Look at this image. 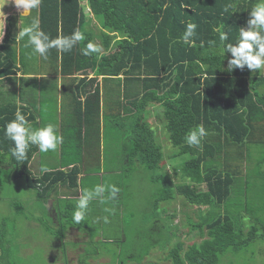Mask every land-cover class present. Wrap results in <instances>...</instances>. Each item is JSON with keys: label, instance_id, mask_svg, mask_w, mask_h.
Wrapping results in <instances>:
<instances>
[{"label": "trees", "instance_id": "1", "mask_svg": "<svg viewBox=\"0 0 264 264\" xmlns=\"http://www.w3.org/2000/svg\"><path fill=\"white\" fill-rule=\"evenodd\" d=\"M257 2L40 0L9 18L0 45V210L10 214L0 213V264H23L19 253H33L28 264H36L45 245L66 264H221L249 250L264 263V71L228 69L225 50ZM34 19L50 39L79 29L85 40L41 57L27 36L17 38ZM188 22L198 27L185 44ZM89 41L100 51L85 55ZM17 110L33 128L54 124L63 143L47 153L30 146L16 161L4 126ZM201 124L202 147L187 145L184 136ZM91 176L122 194L111 212L121 228V215H138L127 223L136 243L126 261L96 248L128 239L97 235L105 224L93 213L103 217L110 201L93 209L94 199L73 221L79 198L63 189L90 190ZM196 231L202 241L187 245ZM71 251L80 253L71 260Z\"/></svg>", "mask_w": 264, "mask_h": 264}, {"label": "clouds", "instance_id": "2", "mask_svg": "<svg viewBox=\"0 0 264 264\" xmlns=\"http://www.w3.org/2000/svg\"><path fill=\"white\" fill-rule=\"evenodd\" d=\"M39 3L40 0H20L19 3L16 2V5L19 9L24 10V14H28V10L38 7ZM0 16H2L0 18V27H3L7 22V17L3 12L0 13ZM197 27L196 23H187L182 35V40L185 44L194 42L192 38L196 35ZM216 31L220 30L216 29ZM24 36L28 37L26 46H31L33 52L41 57H45L51 48H57L63 52L70 51L80 41L85 40L84 33L79 29L73 31L71 35L50 39L48 34L40 30L38 19H34L30 26L23 28L17 38L22 39ZM219 40L221 42L228 40V33L220 31ZM225 50L232 57L228 61V69L234 71L237 68L243 70L247 67V69L253 71H264V0H258L252 7L246 25L239 28L238 41L235 44L227 43ZM99 51V47L89 41L85 48V55ZM61 96L63 97V102L71 103V96L65 97L60 94ZM4 135L12 141L13 146L10 148V155L16 161H24L27 158L30 146H38L40 152L47 153L55 151L63 143V136L54 124L49 123L41 128H33L20 110H17L15 118L4 126ZM207 135L206 128L201 124L187 132L184 136V141L189 146L202 147V141ZM42 171L46 172L47 169H42ZM79 183L81 184V176L79 177ZM84 189L85 187L82 185L74 191L63 189V191L67 192L69 198H79L72 217L77 224L85 219L91 201L97 199L99 202H104L102 196L106 191L105 186L98 184L92 190L84 191ZM118 191L119 189L112 185L109 193L110 197L114 199ZM111 203L114 204L113 202Z\"/></svg>", "mask_w": 264, "mask_h": 264}, {"label": "rangeland", "instance_id": "3", "mask_svg": "<svg viewBox=\"0 0 264 264\" xmlns=\"http://www.w3.org/2000/svg\"><path fill=\"white\" fill-rule=\"evenodd\" d=\"M16 2L19 3L20 0H0V13H4L5 16L7 17V22L9 20V18L13 15H28L30 10H28V14H24V10H21L17 7ZM0 18H2V16H0ZM6 22V24H7ZM19 22L21 23L22 20L20 18ZM4 25L3 27H0V44L3 41V37L5 35L4 31H6V27L7 25ZM261 88V87H260ZM38 100V99H37ZM46 107V106H45ZM48 110L49 113H51V105L48 106ZM152 122L156 121V118H154L152 116L151 118ZM101 137H98V139H95V145H99L101 144ZM107 145L111 146L112 142L107 141ZM91 165H96L94 163H90ZM238 165V164H237ZM241 166H243L241 164ZM110 168V167H109ZM85 183H87L90 186V190L94 189L96 185H101V182H99L97 180L96 177H87V179H85ZM105 186V193L102 196V199L104 202H109L107 205H102L104 206V216L101 218H98L99 214H98V210L96 213H93L94 215V219L99 220L100 222H103L105 224V227H101L100 228H96V230L99 232L97 235L102 236V235H107L109 233L113 234L116 233L119 235L118 238L122 237L123 235L127 233L128 239L126 242L120 243V244H115L113 245L112 243H108V244H104L106 242H108V238H106V240L103 239L104 243L101 242L100 240H96L97 242H99L100 245L96 246V248L100 249V252H105V254H107L108 250H112L111 251V255H114L115 258H122L123 260L126 261V257L132 253L133 251V247H134V243H136L135 241V237L136 234H134L133 232L130 233L129 229L127 228V223L131 220L134 221L137 219L138 215L134 214V217H131V214H127L126 212L121 215V221L123 224V227L121 228L120 226V220L117 219L115 217H113V215L111 214V212L113 211L114 207H113V203H115V200L117 199L119 202H121V196L122 194L120 192H118V194L116 195V197L113 199L110 197L109 193L110 190L107 188V185H103ZM108 191V192H107ZM143 199L142 198H138L135 203L138 204L140 203L139 201H141ZM99 200L96 201V203L93 204V209H95V206L98 205ZM107 207V208H106ZM10 208H8L5 204L1 205V210L0 213L3 215H8L10 214L9 211ZM99 209V208H98ZM180 218V217H179ZM178 221V218H177ZM179 222V221H178ZM177 222V223H178ZM109 230H113L112 232ZM21 231V229L19 230ZM178 231V229L176 230ZM189 229L185 230V233L188 234L189 233ZM126 236V237H127ZM97 237V238H98ZM187 245H191L195 242L200 243L202 240H200V236L198 234V232H193L192 234H190L187 237ZM133 241V243H131ZM103 243V244H102ZM163 244L168 245L166 243L165 240H163ZM174 246V245H173ZM46 249H39L36 250L34 254V257L39 256L41 258V261L36 263V264H66V262L63 259H60L62 256L61 255H57L56 259H53V250L51 249L49 246H44ZM171 247L168 246L166 247L167 250H169ZM25 250V249H23ZM159 250H161V248H157L155 251L158 253V255H161L162 252H158ZM78 253H80L79 251H71L70 252V259L72 260V256L78 255ZM116 254L120 255L119 257H116ZM241 252L240 253H229L227 255H225L222 259L221 264H264L262 261H260L262 259V253L260 251H253V250H249L247 252H245L244 254H242L241 256ZM33 257V253H27L25 256H23L22 254L19 253V260L23 259V264H28L29 259H31ZM259 261V262H258ZM101 262H106V260H102ZM30 264H33L32 262ZM72 264V263H70ZM77 264V263H76ZM113 264V263H112Z\"/></svg>", "mask_w": 264, "mask_h": 264}]
</instances>
